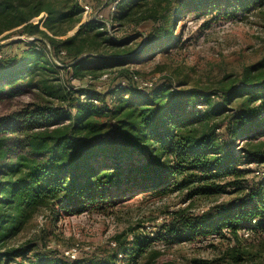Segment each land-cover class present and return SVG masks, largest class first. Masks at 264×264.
Wrapping results in <instances>:
<instances>
[{
    "label": "trees",
    "instance_id": "16d2710c",
    "mask_svg": "<svg viewBox=\"0 0 264 264\" xmlns=\"http://www.w3.org/2000/svg\"><path fill=\"white\" fill-rule=\"evenodd\" d=\"M81 2L86 0H0V41L17 38L13 43L25 45L21 55L0 53V101L28 88L40 94L37 104L0 117V264H18L17 258L32 251H13L11 244L32 232L39 211L81 213L113 190L123 197L178 194L186 206L168 215L156 239L118 237L116 251L102 264H139L151 256L154 240L194 243L215 236L234 245L219 258L195 264L261 262L264 180L250 179L245 166L264 164V56L221 87L219 104L213 95L167 85L139 90L132 72L126 87L112 93L56 85L53 78L60 71L89 83L117 70L110 63L116 59L101 53L117 42L98 21L82 23ZM263 2L120 0L113 21L153 24L141 56L148 48L158 50L161 42H179L176 23L185 13L232 8L248 14L261 10ZM196 204L208 209L196 214ZM241 229L252 233L253 243L243 244ZM38 264L74 261L50 256Z\"/></svg>",
    "mask_w": 264,
    "mask_h": 264
},
{
    "label": "rangeland",
    "instance_id": "374dc122",
    "mask_svg": "<svg viewBox=\"0 0 264 264\" xmlns=\"http://www.w3.org/2000/svg\"><path fill=\"white\" fill-rule=\"evenodd\" d=\"M117 1L81 2L91 9L83 16L82 23L87 25L91 21H98L106 27L108 36L117 42L101 52L107 58L116 59L118 64L110 62L113 69H117L115 78L107 81L92 80L89 83L86 80L72 81L65 71H60L53 78L56 85L64 86L66 83L75 88L88 87L112 93L123 82L128 83V74L132 72L141 83L152 85L148 87L149 90L167 85L182 93L198 91L213 95L215 103L219 104L223 95L221 87L237 80L245 65L255 63L264 56V2L261 10L248 14L233 12L232 8L185 13L176 23L179 27L176 30L179 42L171 46L161 42L158 50L151 52L148 48L144 55L138 56L144 47H149L147 37L153 24L146 22L138 26L119 25L113 21L114 15L111 16V7ZM76 31L77 29L71 31L69 36ZM27 39L21 40L28 42ZM15 41L17 38L0 41V53L5 56L21 55L25 45L13 43ZM121 56L129 60L121 64L118 62L123 58ZM97 61L89 60L90 63ZM39 95L37 90L28 88L21 96L0 101V117H8L19 113L28 105L37 104ZM65 109L69 107L65 106ZM74 113V110L70 111L71 115ZM240 146L241 144L238 145ZM245 168L252 171L250 179L260 181L259 177L262 175L258 176L256 173H264V164H251ZM138 193L123 197L113 190L105 196L107 200L87 205L83 212L77 214L66 213L60 208L56 210V216L49 210L39 211L35 216L32 232L22 235L11 244L13 251H24L27 247L32 250L17 258L16 262L38 264L51 256L65 257L74 261V264H102L116 251L118 237L129 242L135 236L156 239L168 215L186 206L184 197L178 194L154 197ZM207 209V205L196 204L192 211L198 214ZM251 234L248 230L241 229L238 237L243 244L249 245L250 241L254 242ZM154 241L151 256L139 264L204 263L219 258L227 247L234 245L230 238L222 239L220 236L194 243L171 244L160 239ZM68 252L71 253L69 257L65 255ZM72 256L75 258L72 259ZM123 259V256H118L119 263ZM256 261L252 264H263L264 258L261 262Z\"/></svg>",
    "mask_w": 264,
    "mask_h": 264
},
{
    "label": "built area",
    "instance_id": "2783aa9c",
    "mask_svg": "<svg viewBox=\"0 0 264 264\" xmlns=\"http://www.w3.org/2000/svg\"><path fill=\"white\" fill-rule=\"evenodd\" d=\"M119 1L120 0H118L116 3H114V5L111 7V16L112 17L117 12V6L119 4ZM81 6H82V8L84 10V15H87L90 12L91 9L87 5L81 4ZM35 40H36L35 38H28L27 39L28 42H33ZM1 58H2V56L0 55V60H1ZM115 76H116V73L114 75L104 74L99 80H101V81H107V80H110L112 77H115ZM132 82L137 86V88L139 90H149L148 87H151L152 86V85H147V84L141 83L136 75H132ZM119 87L120 88H125L126 87V83L123 82L121 85H119ZM84 99H85V97L82 96V100H84ZM94 103L97 104L96 101ZM256 174L258 176H261L262 175V177H259V180L260 181L264 180V173L261 174L260 172H257ZM246 235H249V234H246ZM70 254L71 253L68 252L65 255L69 257ZM74 258H75V256H72V259H74Z\"/></svg>",
    "mask_w": 264,
    "mask_h": 264
}]
</instances>
